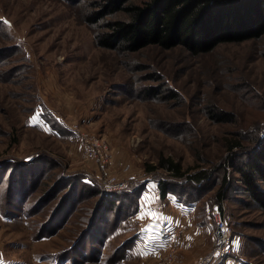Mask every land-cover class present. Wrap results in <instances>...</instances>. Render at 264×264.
<instances>
[{"label": "rangeland", "instance_id": "374dc122", "mask_svg": "<svg viewBox=\"0 0 264 264\" xmlns=\"http://www.w3.org/2000/svg\"><path fill=\"white\" fill-rule=\"evenodd\" d=\"M98 1L0 0V264H194L213 252L214 207L232 263L264 264V208L238 172L264 140V35L198 54L101 48L96 35L127 16L86 22ZM79 131L103 141L104 171L83 158ZM160 158L206 177L148 171ZM110 176L125 186L107 190ZM152 221L188 226L171 261L160 234L147 237Z\"/></svg>", "mask_w": 264, "mask_h": 264}, {"label": "trees", "instance_id": "16d2710c", "mask_svg": "<svg viewBox=\"0 0 264 264\" xmlns=\"http://www.w3.org/2000/svg\"><path fill=\"white\" fill-rule=\"evenodd\" d=\"M128 1L101 0L95 4L99 9L89 13L88 23H96L105 15L120 11L127 16V20L106 23L107 31L95 37L98 47L128 52L149 45L164 48L181 45L198 54L220 43L241 42L264 35V0H132L126 4ZM155 169L186 181L206 177L202 171L187 175L186 170L170 158H160L148 171ZM238 172L244 191L264 208V192L257 185L258 181L264 183V140L251 154L245 168ZM85 180L80 178L82 182ZM170 189L165 180L157 185L160 198H165ZM90 192L99 194L94 188ZM108 200L110 202L107 198L104 201ZM115 201L118 202V198ZM115 201L110 202L111 207Z\"/></svg>", "mask_w": 264, "mask_h": 264}, {"label": "built area", "instance_id": "2783aa9c", "mask_svg": "<svg viewBox=\"0 0 264 264\" xmlns=\"http://www.w3.org/2000/svg\"><path fill=\"white\" fill-rule=\"evenodd\" d=\"M78 147L83 158L93 162L97 168V172L104 171L109 157L102 140L99 141V139H95L87 133L79 131ZM96 178L100 180L101 176L98 174ZM124 186V182L120 181L117 177L111 176L108 177L105 184V188L109 191L120 190ZM211 219L213 221V228L211 230L213 252L208 255H199L194 264H233V239L231 238L229 227L217 207L212 209ZM187 227L185 223L178 221L169 224L163 229V250L168 254L166 256L169 261L173 257L175 248L178 249L184 242L182 236L185 234Z\"/></svg>", "mask_w": 264, "mask_h": 264}, {"label": "crops", "instance_id": "0c3cea01", "mask_svg": "<svg viewBox=\"0 0 264 264\" xmlns=\"http://www.w3.org/2000/svg\"><path fill=\"white\" fill-rule=\"evenodd\" d=\"M174 211H177V214H178V216L177 217H181L182 219L185 217H187L186 219H189L190 218V216H192V214H191V212H193V206H187V205H183L182 203L181 204H179V205H175V207L174 208H172ZM172 214V213H171ZM156 218H158V217H156ZM174 219V218H173ZM175 219H177V218H175ZM163 222H157V221H152V223L151 224H149L148 223V228H150L151 230H148V232L149 233H151V234H149V235H147V237H152V235H154V234H160V235H158V239H156V241H154V242H158V244H160L161 242L163 243V241H162V237H163V234H162V231H163V229L166 227V226H168L167 224H165V223H163V226L161 227V224H162ZM191 227H190V233H189V237H188V245H193V246H196L195 244L197 243V242H199L200 243V241H201V239H199V237L201 238V230H200V228L198 227V226H196L195 228H194V222L192 221L191 223ZM159 228H161V229H159ZM159 229V230H158ZM158 230V231H157ZM160 232V233H159ZM164 242H166V241H164ZM161 248H158L157 247V250H156V248H154V253H153V255H155L158 251H159V253L160 252H162L161 250H160ZM151 250V248H148L147 247V251L149 252ZM199 251H201V249L199 250ZM156 256V255H155Z\"/></svg>", "mask_w": 264, "mask_h": 264}]
</instances>
